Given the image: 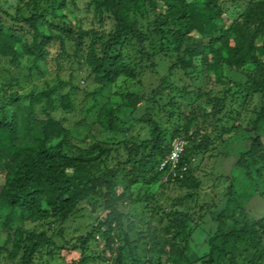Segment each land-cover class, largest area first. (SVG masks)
<instances>
[{
  "label": "trees",
  "instance_id": "trees-1",
  "mask_svg": "<svg viewBox=\"0 0 264 264\" xmlns=\"http://www.w3.org/2000/svg\"><path fill=\"white\" fill-rule=\"evenodd\" d=\"M85 7L89 26L77 0H0V264H264L242 199L264 200V0ZM232 140L220 207L195 161ZM86 206L101 215L66 239Z\"/></svg>",
  "mask_w": 264,
  "mask_h": 264
},
{
  "label": "rangeland",
  "instance_id": "rangeland-1",
  "mask_svg": "<svg viewBox=\"0 0 264 264\" xmlns=\"http://www.w3.org/2000/svg\"><path fill=\"white\" fill-rule=\"evenodd\" d=\"M88 0H77V4L79 6V9L81 11V16L82 17H87L89 18L87 21V25H90V20L93 18L92 14H87L86 13V4ZM80 16V15H79ZM97 26V25H96ZM72 47H68V51L70 54L72 53ZM69 69L70 65L69 63L62 62L61 65V74L63 77H68L69 74ZM85 72H81L79 76H84ZM56 77V72H52L49 75V78L51 80H54ZM81 86L82 88L87 87L86 84L83 83L81 80ZM89 89H92V85L89 86ZM228 136H226L227 138ZM231 153L225 157L222 155H219L216 153V151L208 152L204 155H199V157L196 159L195 164L198 167V176L202 181L203 185V191L204 192H211L213 191V196L215 195V198L218 197L217 204L218 206L222 207L225 205V197L223 196L226 193V189L229 186V184H226L224 180H218V177H221V175H229V172L232 171L233 169V164L235 162V156H236V149H238L240 146V143L236 140H232L231 142ZM228 153V151H227ZM219 155L213 156V155ZM261 188L264 190V183L261 185ZM248 188L244 189L243 192L245 195L242 199H244L243 204L245 205L247 211L249 212L250 216L258 219L262 216H264V200L260 195L252 194L251 191H248ZM180 191L175 190L174 188L168 189L164 191V194L161 196L163 199L166 200L167 197H177L179 195ZM212 196V195H211ZM101 212L99 213H94L93 215L90 212L89 207H84L82 210L77 213L74 217L70 219V224H69V230L66 231L65 238L66 239H71L72 237H75L79 234L80 232L76 233L75 230L79 229V226H86L87 223H96V217L100 216ZM96 216V217H95ZM91 225V224H90ZM210 225L208 224H203L201 223L199 225V228L195 232V240L196 241H201L203 237H205L206 233L210 230ZM82 230V229H81ZM75 232V233H74ZM56 252V251H55ZM45 255V254H44ZM57 255H60V257L55 258L54 260H51L49 264H59V263H64V264H69L73 260H78L80 259V253L79 252H72L67 249H63L60 251V254L57 253ZM44 258L47 260V258L44 256ZM41 260L37 259L36 262H41L43 264L46 260ZM6 264H14L13 262H7ZM96 264H101V263H96Z\"/></svg>",
  "mask_w": 264,
  "mask_h": 264
},
{
  "label": "built area",
  "instance_id": "built-area-1",
  "mask_svg": "<svg viewBox=\"0 0 264 264\" xmlns=\"http://www.w3.org/2000/svg\"><path fill=\"white\" fill-rule=\"evenodd\" d=\"M173 151L171 153V156L169 157L168 161H165V163L163 164V166L167 163H171V165H173V167L175 168L179 159V156L181 154V152L183 151V147L182 145H173Z\"/></svg>",
  "mask_w": 264,
  "mask_h": 264
}]
</instances>
